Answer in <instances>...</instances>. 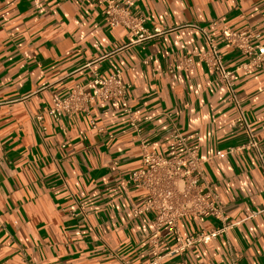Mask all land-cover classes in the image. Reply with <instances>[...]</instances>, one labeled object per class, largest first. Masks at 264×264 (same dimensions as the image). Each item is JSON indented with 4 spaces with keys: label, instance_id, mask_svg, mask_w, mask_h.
Here are the masks:
<instances>
[{
    "label": "crops",
    "instance_id": "0c3cea01",
    "mask_svg": "<svg viewBox=\"0 0 264 264\" xmlns=\"http://www.w3.org/2000/svg\"><path fill=\"white\" fill-rule=\"evenodd\" d=\"M112 1L142 16L148 30H171L121 47L125 29L106 26L96 0H0V264L153 258L146 240L151 214L131 216L141 190L121 184L140 165L123 107L158 154L166 152L171 122L200 158L233 150L203 165L230 227L163 263L264 264V56L260 66L243 70L246 57L217 42L260 157L241 148L244 131L215 73L195 57L177 65L204 49L191 25L217 39L221 26L247 30L252 45H264V0ZM116 69L128 85L122 99L57 121L43 113L52 98ZM217 225L207 216L183 218L179 230L188 235ZM170 244L158 239L156 254Z\"/></svg>",
    "mask_w": 264,
    "mask_h": 264
},
{
    "label": "built area",
    "instance_id": "2783aa9c",
    "mask_svg": "<svg viewBox=\"0 0 264 264\" xmlns=\"http://www.w3.org/2000/svg\"><path fill=\"white\" fill-rule=\"evenodd\" d=\"M96 2L102 6L106 26L110 28L121 26L125 29V41L121 47H129L171 30L159 28L148 30L144 27V18L132 14L128 8L112 0ZM191 27L202 33L204 49L202 52L180 57L177 65L186 67L195 57L197 63L203 64L215 73V80L223 86L227 100L236 108V126L244 131L246 141L241 148L253 150L260 157L257 141L235 97L230 78L232 70L224 65L217 42L222 41L246 57V60L238 65V68L243 70L261 65L264 45H252L250 43L252 35L247 30L235 31L227 26H221L217 39L195 25ZM87 86L93 87V90L85 89ZM127 87L128 85L121 80V72L118 69L104 77L94 75L86 84L75 86L67 95L52 98L43 113L54 121L61 117L71 118L77 113H87L91 104L122 99ZM122 109L140 149V165L121 178V184L136 185L141 190L139 202L130 204L131 216L137 218L144 213L151 214L152 228L146 240L150 252L155 255L146 264H164L163 259L168 255H181L194 244L207 243L225 234L231 224L226 222L223 207L203 174V165L233 150L216 151L205 158H200L197 150L188 144L189 136L182 135L176 123L171 122L166 152L158 154L148 148L143 129L131 110L127 107ZM37 117L39 118V115ZM203 216L214 219L218 225L209 229L198 227L188 235L181 234L179 222L183 218L196 221ZM160 238H169L171 244L166 251L156 254V243Z\"/></svg>",
    "mask_w": 264,
    "mask_h": 264
}]
</instances>
